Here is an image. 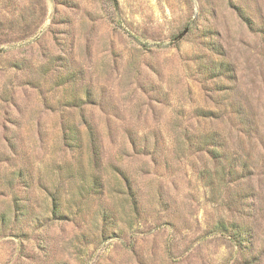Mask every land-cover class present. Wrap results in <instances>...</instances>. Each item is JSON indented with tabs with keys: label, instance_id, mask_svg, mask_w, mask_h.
<instances>
[{
	"label": "rangeland",
	"instance_id": "374dc122",
	"mask_svg": "<svg viewBox=\"0 0 264 264\" xmlns=\"http://www.w3.org/2000/svg\"><path fill=\"white\" fill-rule=\"evenodd\" d=\"M0 264H264V0H0Z\"/></svg>",
	"mask_w": 264,
	"mask_h": 264
},
{
	"label": "trees",
	"instance_id": "16d2710c",
	"mask_svg": "<svg viewBox=\"0 0 264 264\" xmlns=\"http://www.w3.org/2000/svg\"><path fill=\"white\" fill-rule=\"evenodd\" d=\"M233 237H236V235L235 236H233ZM243 238H242V236H240V240H242Z\"/></svg>",
	"mask_w": 264,
	"mask_h": 264
}]
</instances>
